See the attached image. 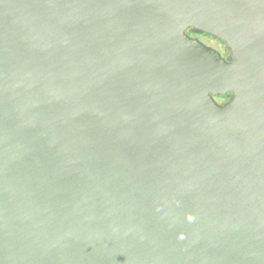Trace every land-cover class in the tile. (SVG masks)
Returning <instances> with one entry per match:
<instances>
[{
	"label": "water",
	"instance_id": "water-1",
	"mask_svg": "<svg viewBox=\"0 0 264 264\" xmlns=\"http://www.w3.org/2000/svg\"><path fill=\"white\" fill-rule=\"evenodd\" d=\"M0 264H264V0H0Z\"/></svg>",
	"mask_w": 264,
	"mask_h": 264
},
{
	"label": "flooded vegetation",
	"instance_id": "flooded-vegetation-1",
	"mask_svg": "<svg viewBox=\"0 0 264 264\" xmlns=\"http://www.w3.org/2000/svg\"><path fill=\"white\" fill-rule=\"evenodd\" d=\"M190 34H191L193 37L198 38L200 41L204 42L206 45L211 46V47L217 49L218 51H220V52L222 53V55H224V56L228 55L227 50H226V47H225V44H224L220 39H218V38H216V37H213V36L207 34L208 36L212 37L213 40L216 41L215 43H213V44L211 45V44H209V43H206V42L203 40L204 38H202L201 33H197V32L190 31ZM205 35H206V34H205ZM216 99H217L220 103H225V102H227V101L229 100V98H227V95L216 96Z\"/></svg>",
	"mask_w": 264,
	"mask_h": 264
},
{
	"label": "rangeland",
	"instance_id": "rangeland-1",
	"mask_svg": "<svg viewBox=\"0 0 264 264\" xmlns=\"http://www.w3.org/2000/svg\"><path fill=\"white\" fill-rule=\"evenodd\" d=\"M209 35V34H208ZM207 35V33H206V35H205V33H201V36H202V38H204L203 40L206 42V43H209V44H213V43H215L216 41L215 40H213V38L212 37H210V36H208ZM212 36V35H211ZM214 37V36H213Z\"/></svg>",
	"mask_w": 264,
	"mask_h": 264
},
{
	"label": "trees",
	"instance_id": "trees-1",
	"mask_svg": "<svg viewBox=\"0 0 264 264\" xmlns=\"http://www.w3.org/2000/svg\"><path fill=\"white\" fill-rule=\"evenodd\" d=\"M206 34V33H205ZM223 96V95H222Z\"/></svg>",
	"mask_w": 264,
	"mask_h": 264
}]
</instances>
